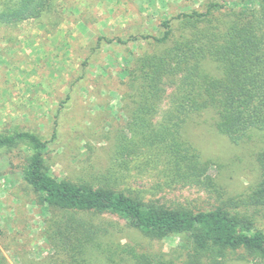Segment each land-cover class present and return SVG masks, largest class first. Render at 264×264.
<instances>
[{
    "label": "trees",
    "instance_id": "obj_1",
    "mask_svg": "<svg viewBox=\"0 0 264 264\" xmlns=\"http://www.w3.org/2000/svg\"><path fill=\"white\" fill-rule=\"evenodd\" d=\"M229 1L237 8L228 7ZM242 1L207 0L198 9L162 21L157 36L139 37L149 48L125 69V125L108 138L107 170L95 179L97 185L50 174L45 154L55 131L49 141L30 131L0 134V150L19 144L28 149L24 182L41 205L60 212L48 224L54 253L42 264H93L98 258L109 264H166L163 256L137 246L116 253L99 235L107 231L74 218L86 212L117 216L149 240L178 238L182 264H219L226 252L238 250L249 258H264V233L255 225L259 216L264 219V140L260 146L257 142L264 134V0H256L253 8L238 6ZM61 3L0 0V28L42 20L44 32L54 31L63 18ZM103 40L112 42L97 37L96 45ZM167 87L168 107L160 111ZM190 124H205L233 145L257 144L252 154L257 180L237 203L226 199L213 209L192 211L115 190V181L140 169L133 163L142 161L160 168L175 184L213 187L209 161L182 135Z\"/></svg>",
    "mask_w": 264,
    "mask_h": 264
},
{
    "label": "rangeland",
    "instance_id": "obj_2",
    "mask_svg": "<svg viewBox=\"0 0 264 264\" xmlns=\"http://www.w3.org/2000/svg\"><path fill=\"white\" fill-rule=\"evenodd\" d=\"M108 1L114 4L110 10L101 2H94L91 10L85 9L82 18L89 25L99 23L96 30L91 26V31H80L79 25L74 33L61 30L64 23L71 21L72 27V21L81 20L77 12V17L67 12L61 29L40 33L38 45L21 36L19 44L0 46V134L30 131L49 141L55 131L45 158L50 174L57 179L97 185L95 179L107 170L108 138L125 125L121 110L125 69L149 48L139 37L146 33L157 36L162 21L198 9L207 0ZM227 6L237 8L230 1ZM238 6L253 8L257 2L244 0ZM97 37L112 42L103 40L97 46ZM170 92L171 87H167L160 111L167 109ZM158 119L157 115L154 120ZM182 135L202 159L209 161L213 187L175 184L160 168L143 165L142 161L133 163L140 169H132L128 176L115 181V190L167 208L192 211H207L226 199L234 202L247 194L258 177L252 154L264 134L257 137L258 146L233 145L205 124H190ZM28 156L22 144L0 150V264H42L54 253L47 237L48 224L60 212L41 205L24 182L22 169ZM74 218L107 231L106 235L99 232L102 241L109 240L120 255L121 247L137 246L163 256L166 264H182L178 238L149 240L108 213L86 212ZM255 225L264 233L262 217ZM98 259L93 264H109ZM219 261L264 264V258H249L241 250L226 252Z\"/></svg>",
    "mask_w": 264,
    "mask_h": 264
},
{
    "label": "crops",
    "instance_id": "obj_3",
    "mask_svg": "<svg viewBox=\"0 0 264 264\" xmlns=\"http://www.w3.org/2000/svg\"><path fill=\"white\" fill-rule=\"evenodd\" d=\"M94 2L103 3L104 8H107L109 10L112 7V5L114 6L113 2H109L108 0H62L61 11H62L63 18H61V22L55 28L54 32L61 29V26L63 24L62 19L65 20L67 18L66 14L68 15L69 13L77 17L76 12L78 16H81V20L77 23H74V21H72V27H71V21L66 22L64 23L66 25L63 24L64 27L61 30H66L68 32L74 33L78 31L77 25L81 26L80 31H85V30L91 31L92 27L96 30L99 23L89 25L82 18L87 13L85 9L88 8L87 10H91L92 7L95 6ZM98 11L100 12V10ZM99 15H102L101 12ZM44 31H46V29H45L44 22L42 20L41 21H34V20L24 21L18 24L14 28H2L1 27L0 28V46L6 47L7 43L9 42L10 44L12 43L19 44V42L22 39L21 36L26 37V39H30L32 42L38 45V42L40 40L39 39L40 33H44ZM29 33L32 34L31 35L32 37L30 38H29ZM2 43H5V45H2ZM70 44H71V41L69 43V46H71Z\"/></svg>",
    "mask_w": 264,
    "mask_h": 264
}]
</instances>
